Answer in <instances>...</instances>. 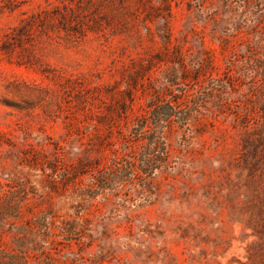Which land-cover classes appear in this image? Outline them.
I'll list each match as a JSON object with an SVG mask.
<instances>
[{"label": "rangeland", "instance_id": "rangeland-1", "mask_svg": "<svg viewBox=\"0 0 264 264\" xmlns=\"http://www.w3.org/2000/svg\"><path fill=\"white\" fill-rule=\"evenodd\" d=\"M0 264H264V0H0Z\"/></svg>", "mask_w": 264, "mask_h": 264}, {"label": "trees", "instance_id": "trees-1", "mask_svg": "<svg viewBox=\"0 0 264 264\" xmlns=\"http://www.w3.org/2000/svg\"><path fill=\"white\" fill-rule=\"evenodd\" d=\"M170 114L168 113L166 117H168ZM151 116H154V113L151 114ZM142 121L138 123V125L134 128V131L132 132V137L135 139H143L148 137L147 135V129L146 124L147 120L146 118L141 119ZM150 141L154 142L157 146H159L160 143H165L164 141V133L162 131H153L151 135H149Z\"/></svg>", "mask_w": 264, "mask_h": 264}]
</instances>
